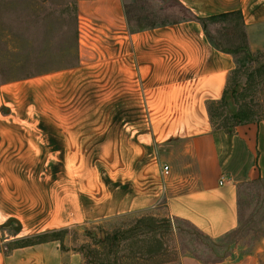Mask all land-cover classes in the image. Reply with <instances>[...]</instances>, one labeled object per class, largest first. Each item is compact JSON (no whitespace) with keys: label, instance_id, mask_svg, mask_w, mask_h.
<instances>
[{"label":"crops","instance_id":"0c3cea01","mask_svg":"<svg viewBox=\"0 0 264 264\" xmlns=\"http://www.w3.org/2000/svg\"><path fill=\"white\" fill-rule=\"evenodd\" d=\"M179 1L188 10L185 19L141 29L128 21L124 0H78L80 67L76 68L96 79L98 92L111 94L114 108L152 112L150 129L137 137L133 133V143H128L127 156L142 154L127 166V198L119 202L112 193L110 203L128 207L131 213L155 210L190 224L207 240L220 242L240 228L242 186L264 180V120L237 127L232 134L213 128L208 105L223 98L237 58L214 46L201 21L241 12L250 51L264 52V0ZM23 86H0V264H84L83 254L64 250L60 241L19 245L82 225L86 219L80 212L83 203L78 205L80 214L70 212L64 181L61 198L55 194L56 179L61 177L37 175H65L66 166L17 163L22 157L32 161L37 156H63L67 150L66 137L54 122L24 116V111L36 108L39 90ZM7 156L17 158L7 164ZM165 165L170 167L169 176L163 174ZM40 181H46L41 186L51 191L46 201L32 197ZM38 204L42 205L36 208ZM12 226L16 233L8 236L6 228ZM263 263L264 238L252 251L236 249L213 264ZM165 264L208 263L185 255Z\"/></svg>","mask_w":264,"mask_h":264},{"label":"rangeland","instance_id":"374dc122","mask_svg":"<svg viewBox=\"0 0 264 264\" xmlns=\"http://www.w3.org/2000/svg\"><path fill=\"white\" fill-rule=\"evenodd\" d=\"M4 1H15L19 4L23 2V6L20 9L17 8L18 14L22 17L25 16V13H20V11L25 9V5L33 2V0ZM37 1L43 3L40 19L48 16L49 22L52 18L63 16L66 20H70L69 17L74 15L72 4L78 6V0ZM124 6L126 13L128 9V21L136 28L153 25L165 26L185 19L188 15V10L179 0H124ZM2 9L4 8L0 7V22H3V25L10 24V26L15 24L12 19H9L14 18L15 10L7 12ZM54 21L53 25L48 26L51 31H54L56 37L46 41L50 47H55L63 41L62 38L60 42L61 34L57 35L59 27L56 20ZM40 23L43 24V21ZM241 30L242 26L236 19L222 20L208 25V31L212 38L222 48L228 50H235L236 46L242 45ZM1 35L4 36L3 39L7 46L0 45V86L19 84L24 85L21 88L27 90L38 87L36 108L24 111V116H32L36 122L43 120L54 122L55 129L67 140L66 155L37 156L33 157L32 161L30 157H22L17 160V163L32 162L45 167L55 164L68 168L65 175L50 172L37 174L39 177L42 175L43 179L52 176L61 177L56 179L57 183L53 188L55 194L61 198L62 192H64L62 191V182L64 181L65 187L67 186L65 190L70 193V212L80 214L84 211L85 213H83L86 216L84 225L55 231H67L62 235L64 250L68 248L80 253L84 251V264H97L95 253H92L96 252V245L107 234L131 232L137 228V221L143 218H154L155 223L129 233L127 240L122 242L119 249L120 264H165L178 261L185 255H191L208 264H213L229 256L236 249L241 253L252 251L254 244L262 241L264 238V180L252 181L242 186L240 190V228L220 242L207 240L190 224L172 221L163 214L155 213V210L131 213L128 207L121 209L122 206L112 205L110 203L112 193L118 197L119 202L127 198V166L132 165L134 158L137 163V159L142 154V151H136L134 157L127 156L128 143H133L130 139L133 133H136L137 137V133L142 134L143 130L150 129V123L148 125L147 121L151 118L152 112L143 109L114 108L111 103V94L98 92L100 87L97 86L96 79L89 78L85 69L76 68L80 67V60L71 69L19 79L32 73L34 67L22 69L21 66L12 64L11 62L18 60L22 51H17L13 45H9L13 43L8 42L7 32L2 33L1 31ZM41 37L39 35L34 42H31V45L24 41L20 44V48L29 46H32L33 49L42 48L44 40ZM53 57L50 54L40 57L38 70L42 65L48 64L45 63L47 60H50L51 63L55 62L54 59L52 60ZM252 66L256 67L255 64ZM244 83L245 79L242 78V84ZM253 94H255L253 98L256 104L260 101L259 103L264 105V85L260 88L257 87L251 93V95ZM22 105L25 106L23 103ZM231 108L232 106H230L229 112ZM256 110L258 111V107ZM26 112L29 114L27 115ZM6 113L11 115L13 111L8 108ZM43 138L45 139V136ZM42 144L39 140V149L43 146ZM137 144L139 142L135 140L136 147ZM131 154H133L132 151ZM16 158L7 156L6 163H13ZM31 175L35 176L36 174ZM45 182L40 181L39 185H34L33 190L36 193L33 192L32 197H40L37 198L38 201H46V193L50 194L51 192L50 189L41 186ZM79 203H83L80 212L78 210ZM40 205L42 204H38L36 208L41 207ZM58 209H62L60 204ZM6 232L8 236L16 233L13 226L6 228ZM132 252H143V256L132 260ZM154 255L156 256L151 257ZM122 256H127V258L123 259Z\"/></svg>","mask_w":264,"mask_h":264},{"label":"trees","instance_id":"16d2710c","mask_svg":"<svg viewBox=\"0 0 264 264\" xmlns=\"http://www.w3.org/2000/svg\"><path fill=\"white\" fill-rule=\"evenodd\" d=\"M22 3L23 2L19 4L15 1L6 2L4 0H0L1 8H4L7 12L12 9L15 10V12L13 11L14 18H9L12 19L15 24L10 26V24L3 25V22H0V45L7 46L5 40L3 39L4 36L2 37L1 35V31L2 33L7 32V37H9L8 42L13 43L9 45H13L14 49L17 51H22L18 60L11 63L21 66L22 69H26L28 67L31 69V67H34V73L32 72L30 74H26L19 79H27L41 74L74 68L80 60L78 6L75 4L74 6L72 4L74 15L73 17H69L71 18L70 20H66L64 16L52 19L50 17L51 21L49 22V19H47L48 16L42 20L40 19V10L43 7V3L33 0V2L25 5V9L20 11V13H25V16L23 17L17 12V8L20 9V7L23 6ZM66 13L68 14V12ZM229 19L238 20L239 24L242 26L241 36L243 38V42L242 45L236 46L237 48L235 50L222 48L221 45H219L212 38L208 31L209 23H215ZM54 20H56L57 26L59 27L57 35L61 34L60 42L62 38L63 41L58 43V45L55 47H50L47 45L46 41L56 37L54 36V31H51V28L48 26L51 24L53 25L55 22ZM40 21H43V24L40 23ZM201 22L206 27L207 35L214 46L223 52L236 56L237 58V67L229 77L223 98L220 101L211 102L208 105V113L213 128L218 131H224L228 134H232L237 127L264 120V105L259 103L260 101L258 104H256V101L253 98L255 94L251 95V93H253L257 87L260 88L264 85V60H262L264 59V52L252 53L250 51L244 28L245 23L243 14L241 12L228 13L202 20ZM154 26L155 25L151 27ZM140 28L142 29L144 27ZM39 35L42 36L41 38L44 40L42 48L33 49L32 46L23 49L20 48V44L24 41L29 42L31 45V42H34ZM47 54L53 55L54 57L52 60L54 59L55 62L51 63L50 60H47L45 63L48 64L42 65L38 70V63L40 61L39 58L45 57ZM254 64L256 67L252 66ZM242 78L245 79L244 84H242ZM250 98L251 101H249ZM230 106H232V108L229 112ZM257 107L258 111L256 110ZM152 223H155L154 218L140 219L136 223L137 228L133 229L131 232L134 230L137 231L142 227ZM131 232H115L111 235L107 234L106 237H104V239H102L96 245V252H92L95 253L97 264H120V259L118 258L120 246L122 242L127 240V237ZM64 233H67V231L54 232L51 234L34 237L30 240L22 241L19 245L29 246L55 241H60L62 243V235ZM89 251L91 253V250ZM83 252H81V254H83ZM141 256H143V252H132L131 258L132 260H135L139 259ZM155 256L156 255L151 257ZM122 258H127V256H122Z\"/></svg>","mask_w":264,"mask_h":264},{"label":"built area","instance_id":"2783aa9c","mask_svg":"<svg viewBox=\"0 0 264 264\" xmlns=\"http://www.w3.org/2000/svg\"><path fill=\"white\" fill-rule=\"evenodd\" d=\"M162 170H163L164 176L170 175V167L169 166H167V165L163 166ZM223 184H224V181L221 182V185H223Z\"/></svg>","mask_w":264,"mask_h":264},{"label":"water","instance_id":"95a60500","mask_svg":"<svg viewBox=\"0 0 264 264\" xmlns=\"http://www.w3.org/2000/svg\"><path fill=\"white\" fill-rule=\"evenodd\" d=\"M12 224V222H10L7 226H10Z\"/></svg>","mask_w":264,"mask_h":264}]
</instances>
